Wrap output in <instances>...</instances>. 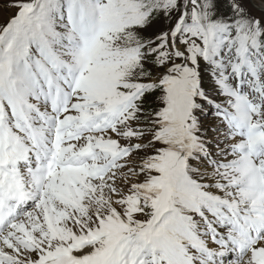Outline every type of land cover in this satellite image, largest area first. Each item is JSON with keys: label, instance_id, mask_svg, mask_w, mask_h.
Here are the masks:
<instances>
[{"label": "snow or ice", "instance_id": "snow-or-ice-1", "mask_svg": "<svg viewBox=\"0 0 264 264\" xmlns=\"http://www.w3.org/2000/svg\"><path fill=\"white\" fill-rule=\"evenodd\" d=\"M0 264H264V0H0Z\"/></svg>", "mask_w": 264, "mask_h": 264}]
</instances>
